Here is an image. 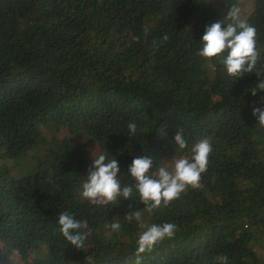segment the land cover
I'll list each match as a JSON object with an SVG mask.
<instances>
[{
    "label": "trees",
    "instance_id": "16d2710c",
    "mask_svg": "<svg viewBox=\"0 0 264 264\" xmlns=\"http://www.w3.org/2000/svg\"><path fill=\"white\" fill-rule=\"evenodd\" d=\"M235 5L0 0V264L11 253L23 264H135L139 235L164 223L174 235L142 264H264V128L252 115L264 91L251 95L264 80V0L244 20L256 28L259 76L230 80L218 58L198 55L205 28L225 27ZM180 129L188 147L175 150ZM204 138L212 151L199 186L167 207L148 213L135 193L108 206L80 196L92 161L78 140L116 158L128 184L134 158L151 157L154 172L191 159ZM138 210L140 221L125 219ZM64 211L88 221L81 248L60 232ZM114 220L121 229L109 234Z\"/></svg>",
    "mask_w": 264,
    "mask_h": 264
},
{
    "label": "clouds",
    "instance_id": "9594fccd",
    "mask_svg": "<svg viewBox=\"0 0 264 264\" xmlns=\"http://www.w3.org/2000/svg\"><path fill=\"white\" fill-rule=\"evenodd\" d=\"M225 19L230 21L227 24L223 21L225 27H222V22H215L205 28L198 55L206 60L218 58L217 63L223 65L230 80L235 81L253 72L259 76L257 64L261 57L257 49L255 26L241 19L239 9L236 7L227 11ZM162 40L163 42L168 40L167 34ZM257 91H264V80H260L257 87L251 90V95L255 96ZM252 115L257 125L264 128V108L253 107ZM127 128L130 133L128 138L131 139L137 132V125L130 122ZM174 141L177 145L175 150H184L188 147L183 129L178 130ZM211 151L209 139H200L191 147V159L173 157L170 162L165 161L163 166H157L154 172H150L153 168L151 157L146 155L136 157L127 170L132 182L122 184L118 177L120 168L117 159L110 157L107 152L97 155L93 150L92 164L87 169L88 174L82 183L80 196L90 205L108 206L115 204L120 198L132 199L135 193L139 202L144 205L143 210L152 213L162 204L167 207L170 202L178 199L186 188L199 186L201 174L207 170ZM141 218V210L130 212L125 217L127 220L136 221H140ZM58 224L61 234L71 245L76 248L84 246L88 238L87 233L90 231L86 219L77 220L68 211H64L59 214ZM105 227L110 229L111 234L119 232L121 224L114 220ZM175 231L176 225L173 223L153 224L143 231L136 242L135 264H142V254L151 252L159 242L171 238Z\"/></svg>",
    "mask_w": 264,
    "mask_h": 264
},
{
    "label": "rangeland",
    "instance_id": "374dc122",
    "mask_svg": "<svg viewBox=\"0 0 264 264\" xmlns=\"http://www.w3.org/2000/svg\"><path fill=\"white\" fill-rule=\"evenodd\" d=\"M219 1V0H218ZM236 8L239 9V15L240 18L242 20H245L247 18L248 15H250V13L253 10V0H236ZM78 142H80V144H82V146H84V144L86 145V152H87V158L90 159L92 161V145L90 144V146L88 144H86L83 140H78ZM96 149H94L95 151ZM96 153V151H95ZM170 162V160H165ZM165 161H163L162 166L165 164ZM171 170V169H170ZM255 250H257L258 254L260 256L264 255V251L258 247H255ZM11 263L10 264H23L19 257L15 254V253H11L9 255V259H8Z\"/></svg>",
    "mask_w": 264,
    "mask_h": 264
}]
</instances>
